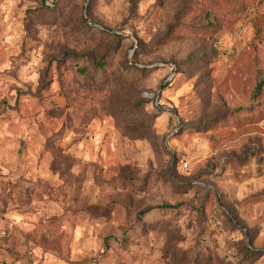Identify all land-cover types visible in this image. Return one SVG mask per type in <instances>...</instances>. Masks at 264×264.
<instances>
[{
	"label": "rangeland",
	"instance_id": "rangeland-1",
	"mask_svg": "<svg viewBox=\"0 0 264 264\" xmlns=\"http://www.w3.org/2000/svg\"><path fill=\"white\" fill-rule=\"evenodd\" d=\"M211 8L0 0L15 95L51 83L31 111L0 98V122L62 150L0 184V264H264V0Z\"/></svg>",
	"mask_w": 264,
	"mask_h": 264
},
{
	"label": "crops",
	"instance_id": "crops-1",
	"mask_svg": "<svg viewBox=\"0 0 264 264\" xmlns=\"http://www.w3.org/2000/svg\"><path fill=\"white\" fill-rule=\"evenodd\" d=\"M6 50V49H5ZM4 46L0 40V98L7 97L8 102L18 103V106L23 108L22 112L31 111L32 106L39 104L34 98L29 96L15 95L20 90L15 89V86L10 82V77L5 76V73L12 68V59L16 56L13 54H4ZM53 99V93L47 97V102L50 103ZM4 105L0 106V112L3 111ZM26 122V121H25ZM0 122V184L4 181H15L21 176H25L28 182H33L35 174L40 168L41 158L44 160L42 170H46L49 174L52 172L50 163V154L40 145H35L32 141L33 132L28 131L29 126L23 122L20 124V130L25 129L24 135L26 138H15L14 132L8 133L4 130ZM43 150V152H42ZM41 152L44 155H41ZM42 156V157H41ZM31 182V183H32ZM33 184V183H32Z\"/></svg>",
	"mask_w": 264,
	"mask_h": 264
},
{
	"label": "trees",
	"instance_id": "trees-1",
	"mask_svg": "<svg viewBox=\"0 0 264 264\" xmlns=\"http://www.w3.org/2000/svg\"><path fill=\"white\" fill-rule=\"evenodd\" d=\"M250 1H252V0H211L212 8H211L210 11H211L212 15L215 18H218V15L220 13H232V12H235L237 10L239 11V9L241 7H243L244 5H246ZM42 6H45L44 2L42 3ZM85 23L88 24V25L91 24V22L89 20H86ZM18 60H20V56L13 58V60H12L13 61L12 62V68L5 73V76H8V77H15L16 76V72L18 71L17 70L18 69V65L15 66V64H19ZM95 66H96L97 71L100 72V71L104 70L107 67V63L102 61L100 63L95 64ZM81 74L85 78L88 77L87 70H82ZM50 84L48 82H46V81L42 82V84L40 85V87L37 89V91L35 93L28 94L29 97L37 99V100H39V103H41L43 101V99H44V94L46 93V91L50 90V86H51ZM15 89L18 90L19 88H17L15 86ZM258 89H260V86H259ZM59 94H61V93L59 92ZM63 95H64V92H63ZM60 132L63 133V131H60ZM45 148H46L45 150L50 154V158H51L50 167H51V170L54 173H56V171L54 170V167H55L54 154L55 153H61L62 150H61V148L54 147V145L49 146V147L46 146ZM63 155H64V153H63ZM23 180L24 179L22 177H19L17 180H15L16 182H13L12 184L9 185L10 186V194L11 195L15 196L16 193H18L19 190H16V189L18 188L19 184H17V183H19V182H21ZM29 183H30V185L28 184L27 187H32L33 184L31 182H29ZM0 195H1V190H0ZM177 207H180L179 204L176 205V206H169V205L162 206L163 209H176ZM258 255H259L258 253L252 251V249H250L249 247L245 246V259L244 260L246 262H248V261L251 262L256 257H258Z\"/></svg>",
	"mask_w": 264,
	"mask_h": 264
},
{
	"label": "water",
	"instance_id": "water-1",
	"mask_svg": "<svg viewBox=\"0 0 264 264\" xmlns=\"http://www.w3.org/2000/svg\"><path fill=\"white\" fill-rule=\"evenodd\" d=\"M91 25H93V24L91 23Z\"/></svg>",
	"mask_w": 264,
	"mask_h": 264
}]
</instances>
